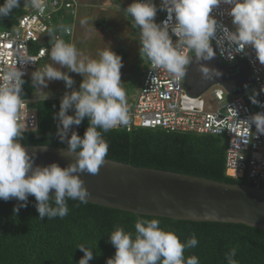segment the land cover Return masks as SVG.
I'll return each mask as SVG.
<instances>
[{
	"label": "clouds",
	"instance_id": "clouds-1",
	"mask_svg": "<svg viewBox=\"0 0 264 264\" xmlns=\"http://www.w3.org/2000/svg\"><path fill=\"white\" fill-rule=\"evenodd\" d=\"M221 5L230 6L220 15L231 17L232 29L212 15ZM20 7V0H4L0 4V17H8ZM23 7L43 14L46 5L45 0H23ZM158 10L167 13L166 20L160 23L155 20ZM123 11L131 17L132 27L139 30L141 59L175 81L185 77L193 61L204 80L222 75L219 70L201 63L216 55L213 40L222 55L227 53L228 59H233L235 54H247L246 50L250 49L264 65V0H161L159 9L154 0H133ZM86 23L81 21L82 25ZM56 31L48 29L54 41L49 56L59 67L45 65L32 72L31 77L34 90L46 93L43 100L49 98L50 93L43 89L51 81L62 80L66 89H72L65 92L59 112L53 117L58 121L59 140L75 156L67 167L61 168L57 163L34 167L33 157L20 142L26 131L23 111L28 106L22 98L25 73L17 63L23 66L34 62V58L27 56L26 46H18L14 63L0 70V199L15 198L21 202L13 207V213L18 214L20 208L27 207L29 196H34L40 219L66 217L68 200L89 202L90 192L79 174H97L109 150L103 133L130 123L126 91L121 82L122 57L107 47L98 53V59L90 58L75 44L58 38ZM59 31L70 33L71 28L61 24ZM173 36L177 38L175 43ZM61 68L82 75L79 90L73 89L74 79ZM258 95L253 90L249 96L253 104H261ZM70 109L74 110L73 115L68 114ZM85 117L89 126L81 137L73 126H79ZM244 122L248 128L254 124L256 132L264 134V113L253 114ZM159 225L158 219H137L134 236L117 227L109 235L116 252L106 264H200L197 256H184L185 249L198 244L194 233L181 242L174 232L165 231ZM77 248L84 253L78 264H89L93 251L84 245ZM235 256L236 249L232 248L225 255L227 264H238Z\"/></svg>",
	"mask_w": 264,
	"mask_h": 264
},
{
	"label": "trees",
	"instance_id": "trees-1",
	"mask_svg": "<svg viewBox=\"0 0 264 264\" xmlns=\"http://www.w3.org/2000/svg\"><path fill=\"white\" fill-rule=\"evenodd\" d=\"M4 0H0L3 4ZM21 7L8 17H0V30L8 31L25 14ZM78 25L77 29L79 28ZM78 30H76L75 40ZM75 44V41H74ZM119 55H122L120 52ZM23 85L22 97L30 99L36 91L32 77ZM60 99L39 103V128L24 133L22 146L53 147L67 149L66 143L57 136V123L53 117L59 112ZM69 115L74 114L70 109ZM89 126L85 117L73 129L81 136ZM109 145L107 160L131 165L136 168L204 178L216 182L242 185L243 179H235L226 173V144L216 137L184 133H167L163 130L111 129L103 133ZM19 202L13 198L0 199V264H78L84 253L77 248L84 245L93 251L89 264H106L114 257L116 249L109 235L117 227L135 235L137 219H158L160 227L174 232L181 242L193 233L198 244L185 249V258L195 255L200 264H227L225 255L236 249L234 259L238 264H264V231L236 224L195 223L165 218L138 216L93 204L68 200L69 213L63 219H40L34 196H29L27 207L18 214L13 207Z\"/></svg>",
	"mask_w": 264,
	"mask_h": 264
},
{
	"label": "built area",
	"instance_id": "built-area-1",
	"mask_svg": "<svg viewBox=\"0 0 264 264\" xmlns=\"http://www.w3.org/2000/svg\"><path fill=\"white\" fill-rule=\"evenodd\" d=\"M154 2L159 9L161 0ZM45 5L43 14L33 8H24L25 14L17 24L8 31H0V70L14 63L18 46H26L24 50L27 56L34 58V62L23 66L17 63V67H22L25 73L23 79L41 69L44 62L50 59L49 51L54 43L48 33L50 28L57 29L55 35L58 38L74 44L80 24L79 0H45ZM228 7L221 5L212 15L218 22L232 29L231 17L220 15ZM166 18V11H157V23ZM61 24L70 27V33L59 31ZM172 39L175 43L177 38L173 36ZM212 45L216 47L225 65L232 66L241 60L248 63L254 80V86L249 91L237 97L231 96V100L226 101L229 94L220 86L214 87L212 96L217 109L210 113L205 110L204 95L194 98L187 93L185 77L175 81L166 72L154 69L148 63L134 107L129 111L130 123L113 129L126 130L128 133L136 129L163 130L167 133L220 138L226 144L227 176L243 179L255 188H264V134H258L254 124L248 128L244 122L253 114L264 113V91H261L264 88V65L256 60L253 50H246L247 54H235L233 59H228L227 53L221 54L215 40ZM41 51H44L43 56L40 55ZM253 90L259 92L257 99L260 105L253 104L249 99ZM23 101L28 106L23 111L22 119L26 125L25 133L36 132L39 128V114L34 105L38 102L24 98Z\"/></svg>",
	"mask_w": 264,
	"mask_h": 264
},
{
	"label": "water",
	"instance_id": "water-1",
	"mask_svg": "<svg viewBox=\"0 0 264 264\" xmlns=\"http://www.w3.org/2000/svg\"><path fill=\"white\" fill-rule=\"evenodd\" d=\"M210 61H201L222 75L204 80L195 61L185 75L187 93L198 98L214 87H222L233 97L254 86L244 60L227 66L217 49ZM33 157V166L57 163L67 167L75 159L66 149L23 146ZM80 178L90 192L89 204L138 216L195 223L236 224L264 231V188L247 181L231 185L171 172L136 168L105 159L95 175L84 172ZM54 191V190H52Z\"/></svg>",
	"mask_w": 264,
	"mask_h": 264
},
{
	"label": "rangeland",
	"instance_id": "rangeland-1",
	"mask_svg": "<svg viewBox=\"0 0 264 264\" xmlns=\"http://www.w3.org/2000/svg\"><path fill=\"white\" fill-rule=\"evenodd\" d=\"M90 1L95 5L90 10L80 12V26L77 29L78 35L75 46L79 51L94 59H98V53L107 47L118 55L120 52L122 53L120 55L123 61L121 82L126 91L129 111H131L139 92L140 83L146 73L145 69H147L149 63L146 59L143 61L139 54V30L132 27L131 17L121 12L120 8H109L102 12L99 8V0ZM82 20H86L87 23L82 25ZM68 23H71V20H68ZM43 65L59 67L51 59L46 60ZM60 70L68 72L75 81L73 89L79 90V85L83 80L82 75L69 72L66 68ZM212 89L205 93L203 97L205 110L210 113L215 112L217 109L212 96ZM71 90L66 89L64 81L55 80L49 82L48 88L43 89V91L50 93L48 99L43 100L46 93L36 92L30 100L38 102L34 105L38 110L40 102L60 99L66 91ZM229 100H231V96L227 95L226 101Z\"/></svg>",
	"mask_w": 264,
	"mask_h": 264
},
{
	"label": "crops",
	"instance_id": "crops-1",
	"mask_svg": "<svg viewBox=\"0 0 264 264\" xmlns=\"http://www.w3.org/2000/svg\"><path fill=\"white\" fill-rule=\"evenodd\" d=\"M81 3V10H90L92 9L93 4L90 0H79ZM133 0H99V8L103 11L109 9V8H120L121 12H124L123 10L127 8L129 4H131ZM125 13V12H124ZM83 16V15H82ZM82 19V18H81Z\"/></svg>",
	"mask_w": 264,
	"mask_h": 264
}]
</instances>
